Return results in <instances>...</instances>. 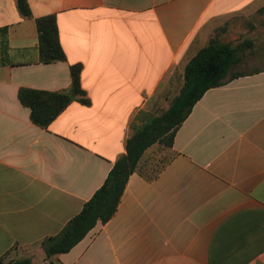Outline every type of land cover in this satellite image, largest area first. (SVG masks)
I'll use <instances>...</instances> for the list:
<instances>
[{
  "label": "crops",
  "instance_id": "obj_1",
  "mask_svg": "<svg viewBox=\"0 0 264 264\" xmlns=\"http://www.w3.org/2000/svg\"><path fill=\"white\" fill-rule=\"evenodd\" d=\"M28 2L34 18L56 15L67 60L42 63L35 21L0 0V257L48 264L42 240L81 212L215 31L240 20L254 43L233 69L243 75L208 90L159 177L133 173L115 216L56 259L264 264V0ZM73 64L90 104L74 99L48 128L35 125L20 88L68 90Z\"/></svg>",
  "mask_w": 264,
  "mask_h": 264
},
{
  "label": "trees",
  "instance_id": "obj_2",
  "mask_svg": "<svg viewBox=\"0 0 264 264\" xmlns=\"http://www.w3.org/2000/svg\"><path fill=\"white\" fill-rule=\"evenodd\" d=\"M17 9L25 19L34 20L39 34V52L42 63L66 61L67 56L60 43V33L55 14L34 18L28 0H16ZM264 7L258 10L261 14ZM222 26L215 31L210 42L198 51L189 61L183 74V85L175 95L168 108L154 115L140 128H134L127 140V153L120 157L110 171L104 184L85 203L79 214L73 217L56 235L46 237L41 242L48 264H64L56 259L58 255L70 252L99 223L106 224L118 211L130 176L139 172L148 182L159 174L176 156L172 150L176 134L191 114L196 103L204 94L215 87L227 84L242 76L233 73L246 51L252 50V40L242 41L236 45L221 42L218 34L225 31ZM72 84L70 89L51 92L32 88H20L18 98L22 105L30 108L32 122L41 127L48 126L77 99L83 104H90L86 91L82 87V64L70 66ZM160 145L170 151L169 159L153 174H148L140 167L146 151ZM0 264H33L29 256L7 260L0 257Z\"/></svg>",
  "mask_w": 264,
  "mask_h": 264
},
{
  "label": "rangeland",
  "instance_id": "obj_3",
  "mask_svg": "<svg viewBox=\"0 0 264 264\" xmlns=\"http://www.w3.org/2000/svg\"><path fill=\"white\" fill-rule=\"evenodd\" d=\"M227 27H229L230 32L224 35L223 32L221 31L219 32L218 37H220L219 39L223 40L224 43H232L236 45L244 41L245 32L246 30H248L249 25H248V21L243 22L240 20H231L229 25L228 26L226 25V28ZM239 68L242 69V67ZM169 104L170 101L169 102L163 101L161 104L162 110H165V108H167ZM170 156H171L170 151L163 146L155 145L149 148L144 158V162H145L144 170L148 174H153L169 159Z\"/></svg>",
  "mask_w": 264,
  "mask_h": 264
}]
</instances>
